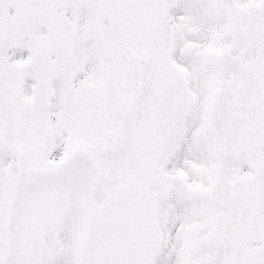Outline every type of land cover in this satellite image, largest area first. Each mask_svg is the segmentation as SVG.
I'll list each match as a JSON object with an SVG mask.
<instances>
[{
  "label": "snow or ice",
  "instance_id": "obj_1",
  "mask_svg": "<svg viewBox=\"0 0 264 264\" xmlns=\"http://www.w3.org/2000/svg\"><path fill=\"white\" fill-rule=\"evenodd\" d=\"M0 264H264V0H0Z\"/></svg>",
  "mask_w": 264,
  "mask_h": 264
}]
</instances>
